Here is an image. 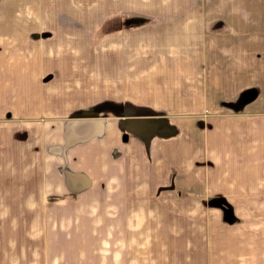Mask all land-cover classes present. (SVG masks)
I'll list each match as a JSON object with an SVG mask.
<instances>
[{
  "label": "crops",
  "instance_id": "obj_1",
  "mask_svg": "<svg viewBox=\"0 0 264 264\" xmlns=\"http://www.w3.org/2000/svg\"><path fill=\"white\" fill-rule=\"evenodd\" d=\"M36 1L0 0V219L7 210L42 213L51 204L93 209L96 218L98 210H113L112 218L119 210L127 248L135 239L158 242L151 255L161 264V231L174 224L169 211L197 220L215 202L259 208L262 4L241 13L223 2L216 10L210 0L204 9L199 0H110L109 14L94 15L156 22L142 25L143 39L130 36L127 23L120 32L112 25L105 57L96 41L87 43V21L74 20L70 36L40 34ZM247 94L249 103L232 100ZM220 96L235 102L216 110ZM187 113L197 115L172 117ZM162 126L174 133H161Z\"/></svg>",
  "mask_w": 264,
  "mask_h": 264
},
{
  "label": "rangeland",
  "instance_id": "obj_2",
  "mask_svg": "<svg viewBox=\"0 0 264 264\" xmlns=\"http://www.w3.org/2000/svg\"><path fill=\"white\" fill-rule=\"evenodd\" d=\"M36 2L38 9L43 10L39 11V23L45 28L40 34L70 36L73 34L65 33L69 30L76 31L75 27L78 23L74 20L87 21V43L94 44L96 41L97 48L105 57L111 55L112 35L115 34L112 25L121 26L117 29L118 32L123 26L129 25L131 26L129 35L135 37L138 35L143 39L145 34L143 35L141 31L142 25L156 22L154 19L140 17L95 16L94 14L101 12L105 14L111 12L110 0H37ZM208 2L209 0H199V7L204 9ZM222 2L223 5L229 4L230 8L237 11L244 9L245 5H247L245 10L252 11L255 4H262L260 7L264 10V0H255V2L210 0V6L219 10L221 9L219 3ZM32 7L36 8V6ZM27 8L29 9L30 6ZM63 9H69L68 12L72 15L60 16ZM85 10L87 16H78L80 13L86 14ZM240 16L246 24H254V17ZM218 21L223 20L217 18L215 22ZM151 51L158 53V49ZM217 54L218 50H216ZM215 67V77L218 78L221 66L216 64ZM137 72L140 73L139 70ZM230 88V93L237 91L233 86ZM243 90L248 89L239 90L238 96L243 94ZM251 95H243L241 101L239 97L232 100L236 99L238 104L249 103L254 98ZM232 100L227 101L225 96L217 97L216 110L232 105L235 102ZM196 115L174 114L172 117ZM160 132L169 134L174 133V130L165 131L162 126ZM221 204L227 205L224 202ZM212 205L215 207H201L197 220L180 214L176 209L177 213L169 211L168 220L173 221L174 224L166 225L161 231V236H166L164 240L166 256L163 257L161 264H264V202L259 204V208L246 209L224 210L218 207L217 202ZM112 212L113 210L110 209L98 210L96 218L93 209L80 210L73 206L66 209L63 208V204H51L50 207L42 210V213L41 210L34 209H20L15 213L7 210L4 218L0 219L7 223L0 225V264H154L151 250L158 248L160 244L155 241L135 239L128 241V249L127 242L123 240L125 235L128 237L127 226L119 223V210L114 211L117 215L114 218L111 217ZM141 229L142 226L136 225L132 231L138 232ZM136 235L143 237L141 232Z\"/></svg>",
  "mask_w": 264,
  "mask_h": 264
},
{
  "label": "trees",
  "instance_id": "obj_3",
  "mask_svg": "<svg viewBox=\"0 0 264 264\" xmlns=\"http://www.w3.org/2000/svg\"><path fill=\"white\" fill-rule=\"evenodd\" d=\"M219 205H220V207H221L222 209H224V210H227V209H228V207H225V206H224L225 208H223V207L221 206L222 204H219ZM219 205H218V207H219ZM230 221H231V220H230ZM230 221H229V222H230Z\"/></svg>",
  "mask_w": 264,
  "mask_h": 264
}]
</instances>
